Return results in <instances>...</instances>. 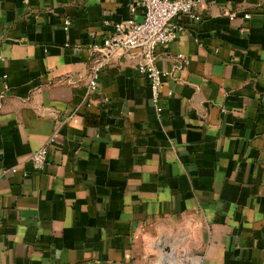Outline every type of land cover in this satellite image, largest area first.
<instances>
[{
  "label": "crops",
  "instance_id": "0c3cea01",
  "mask_svg": "<svg viewBox=\"0 0 264 264\" xmlns=\"http://www.w3.org/2000/svg\"><path fill=\"white\" fill-rule=\"evenodd\" d=\"M133 1L0 0V264H264V0L174 19L159 115L141 55L92 46Z\"/></svg>",
  "mask_w": 264,
  "mask_h": 264
},
{
  "label": "built area",
  "instance_id": "2783aa9c",
  "mask_svg": "<svg viewBox=\"0 0 264 264\" xmlns=\"http://www.w3.org/2000/svg\"><path fill=\"white\" fill-rule=\"evenodd\" d=\"M200 0H135L129 5L130 17L120 21H110L105 19L102 21L104 26L109 28L107 35L102 39L101 44H93L96 49L104 55L109 56L116 50L123 53H129L136 50L141 55V60L136 64L139 74L144 76L150 85V98L156 105L158 115L161 111L159 105V86L164 76L163 72L155 66V49L158 45L166 46L179 35L186 32V28L174 21L178 15H185L194 22L201 19L200 14L196 12V7ZM137 7L142 8L141 20H135L134 13ZM249 13L244 14L248 18ZM69 21H65L68 26ZM195 40H199L195 38ZM178 57L185 64L188 60L178 54ZM101 66L100 62H96L90 68L89 81L87 89L90 93H94L97 88V72ZM65 119H63V122ZM53 141L51 136L48 141L35 150L30 158L32 168L34 170H44L47 164V155L49 145ZM12 172L16 168H11Z\"/></svg>",
  "mask_w": 264,
  "mask_h": 264
}]
</instances>
